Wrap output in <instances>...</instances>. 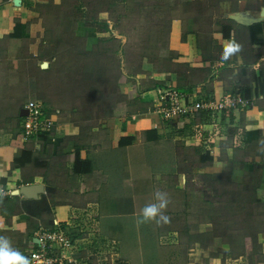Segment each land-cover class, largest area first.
<instances>
[{"label":"crops","instance_id":"obj_1","mask_svg":"<svg viewBox=\"0 0 264 264\" xmlns=\"http://www.w3.org/2000/svg\"><path fill=\"white\" fill-rule=\"evenodd\" d=\"M70 1L0 0V62L19 53L41 55L49 33L56 34L48 23ZM173 6L170 30L157 50L132 68L126 65L123 40L117 72L105 79H99L105 68L99 60L97 65L95 54L101 57L97 50L103 39L116 34L109 8L75 22L70 36L84 42L88 58L83 71L89 76L75 82L87 81L86 96L75 98L71 106L48 107L56 118L52 138L22 143L19 121L15 131L0 118V237L28 261L40 227L63 225L72 235L90 225L97 238L93 233L74 238L90 247L95 241L111 244L115 237L109 228L122 246L126 238H119L120 230L132 223L134 230L166 228V221L172 231L190 229L192 221L185 216L194 208L192 188H198L236 217L231 226H222L228 227V235L213 236V252L218 248L219 253L211 263L264 264V0H180ZM258 24L260 32L253 29ZM94 78L102 83L100 94L89 88ZM167 86L196 101L232 94L252 106L224 114L202 110L184 122L164 121L155 107L159 89ZM23 150L32 151L33 163L14 166ZM207 154L212 161L201 160ZM33 184H42L43 190L14 194ZM218 186L228 188L218 192ZM158 190L168 194L163 210L169 219L139 223L142 207ZM100 198L112 201L103 205ZM119 205L125 209L118 211ZM238 209L244 214L239 223ZM204 225L212 227L210 222L199 224Z\"/></svg>","mask_w":264,"mask_h":264},{"label":"rangeland","instance_id":"obj_2","mask_svg":"<svg viewBox=\"0 0 264 264\" xmlns=\"http://www.w3.org/2000/svg\"><path fill=\"white\" fill-rule=\"evenodd\" d=\"M161 1L165 0L70 1L69 6L63 9L61 13L56 14L53 22L48 23V29H53L56 34L54 36L49 33L46 39L47 43L41 49V55L35 57L27 52L19 53L17 56H9L0 62V118L2 117L7 125L16 131L19 110L31 100H39L49 109L48 107H63L66 104L71 106L74 104L71 102L75 98H85L87 81L80 82L77 80L75 82V80L77 78L82 80L89 78L83 71V66L88 57L87 54L81 55L84 53V42L80 39H74L70 34L77 20L93 16L103 6L109 8L112 29L116 36H121V39H118V36L115 37L114 34L111 35L112 37L103 39L100 48L97 50L101 51L103 57L95 54L97 65L101 62V66L103 69L105 68L104 74H100L99 79L101 77L105 79L108 74L117 72L119 60L121 61L118 57L122 50L123 40L126 42L125 50L123 49L126 65L129 62L132 68H136L144 56H149L150 53L157 50L155 47L167 33L169 21L174 14V6L179 8V6L177 7L178 4L173 6V3L180 0H171L169 3H172L167 6L160 5ZM100 28L105 30V24H101ZM43 64H48V68L44 69ZM99 72V70L96 71V74ZM91 81L88 82L92 83L89 87L91 93L100 94L103 87L101 86L102 83L95 78ZM87 94L90 93L87 92ZM226 187L228 188V186ZM226 187L218 186L217 191H225ZM213 188L214 185L211 184L209 189ZM197 189L192 188L191 194L195 195L194 203H192L194 208L189 209V215L185 216V221L190 217L192 229L190 226V229H174L172 231L167 228L172 223L169 224L166 221V228L163 225L162 229L140 230L137 228L134 230L136 227L132 223L129 224V227L126 226L130 230H120L119 238L123 237V240L126 238V242L121 246L119 241H116L117 235H113L116 233L115 230L109 228L107 232L115 237L111 239L115 243L111 241V244L107 245L103 242L97 244L98 242L95 241L90 247L82 245L80 241L79 245L81 244V247L85 249L80 252L75 250L76 257L87 261L88 264H212L210 258L219 253L218 248H214L216 252H213V236L216 233H222L223 236L228 235L230 233L228 227L225 229L223 227L231 226L236 217L234 216L235 213L230 214L227 211L228 207L225 209L224 205L222 207L216 205L215 201L218 199L211 197L212 194H204L201 191L198 193ZM105 200L111 203L112 198H100L103 205ZM220 202L226 203L225 199L222 198ZM103 205L102 208L109 211L110 208L108 206L104 208ZM120 209L125 208L119 205L117 210L120 211ZM238 210L236 211L239 223L244 214H241L240 209ZM105 218L106 222H109V217L106 214ZM115 218L118 217L115 216ZM95 219L97 220L96 217ZM128 219L129 217L126 216L125 220ZM201 222H210L212 227L204 225L200 228ZM92 224L94 225L95 221ZM120 225L124 227L123 222ZM217 227L219 228L217 229ZM82 228L84 232L78 230L75 232L77 235L70 234V237L83 239L90 237L91 233H93L92 238L98 237L94 227L85 225ZM100 234H102L101 231ZM155 236L159 238H157V242ZM226 240L228 242V239ZM197 244L205 252L197 249ZM191 254H195V256Z\"/></svg>","mask_w":264,"mask_h":264},{"label":"built area","instance_id":"obj_3","mask_svg":"<svg viewBox=\"0 0 264 264\" xmlns=\"http://www.w3.org/2000/svg\"><path fill=\"white\" fill-rule=\"evenodd\" d=\"M251 106L250 100L232 94H227L218 101H196L177 87L167 86L159 89L155 111L162 120L177 123L184 122L188 116L197 115L202 110L224 114L249 109ZM22 109L27 110V115H21ZM21 110L18 138L22 143L53 137L56 130L55 113L50 112L43 102L31 100ZM35 246L30 253L29 264H88L76 257L74 251L80 252L85 248L70 237L66 226L59 225L52 229L40 227L35 233Z\"/></svg>","mask_w":264,"mask_h":264},{"label":"clouds","instance_id":"obj_4","mask_svg":"<svg viewBox=\"0 0 264 264\" xmlns=\"http://www.w3.org/2000/svg\"><path fill=\"white\" fill-rule=\"evenodd\" d=\"M154 195V200L142 207L139 223L152 219H169V213L163 210L168 200V194L163 190H158ZM0 264H29V261L4 237H0Z\"/></svg>","mask_w":264,"mask_h":264},{"label":"trees","instance_id":"obj_5","mask_svg":"<svg viewBox=\"0 0 264 264\" xmlns=\"http://www.w3.org/2000/svg\"><path fill=\"white\" fill-rule=\"evenodd\" d=\"M88 5V4H87ZM90 5V4H89ZM84 6V5H83ZM83 6H81V7H83ZM80 7V8H81ZM80 19H82V18H80ZM171 20H172V18H171ZM171 20L169 21V25H168V30H167V32L170 30V24H171ZM253 29H255V30H257V31H262V26H261V24H258V25H255L254 27H253ZM78 52V51H77ZM81 55H83V56H85L86 55V53H85V51H84V53H82ZM20 112V111H19ZM21 120H22V118H21V116H20V113L18 114V121H19V123L21 122ZM126 140L125 139H123V140H121V145H125L126 144V142H125ZM201 160H204V161H212L213 160V157L212 156H209L208 154L204 157H202L201 158ZM33 153H32V151H29V150H23L22 152H21V154L19 155V156H17L16 158H15V161H14V166H23L24 164H27V163H33ZM236 188V187H235ZM255 202L257 203V204H259L260 202H259V200L257 201V200H255Z\"/></svg>","mask_w":264,"mask_h":264},{"label":"water","instance_id":"obj_6","mask_svg":"<svg viewBox=\"0 0 264 264\" xmlns=\"http://www.w3.org/2000/svg\"><path fill=\"white\" fill-rule=\"evenodd\" d=\"M42 67L46 69L48 67V64H43ZM21 115H27V110L22 109ZM42 190H43L42 184L25 185L20 187L18 190H16L14 194L20 193V194L30 195L37 192H41Z\"/></svg>","mask_w":264,"mask_h":264}]
</instances>
